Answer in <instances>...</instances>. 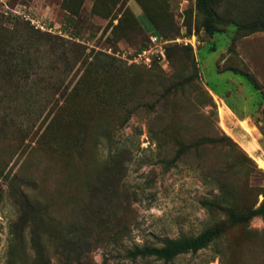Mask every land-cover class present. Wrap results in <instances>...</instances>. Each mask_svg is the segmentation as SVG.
Returning a JSON list of instances; mask_svg holds the SVG:
<instances>
[{"label":"rangeland","instance_id":"1","mask_svg":"<svg viewBox=\"0 0 264 264\" xmlns=\"http://www.w3.org/2000/svg\"><path fill=\"white\" fill-rule=\"evenodd\" d=\"M211 9L0 0V264H264V0Z\"/></svg>","mask_w":264,"mask_h":264},{"label":"trees","instance_id":"2","mask_svg":"<svg viewBox=\"0 0 264 264\" xmlns=\"http://www.w3.org/2000/svg\"><path fill=\"white\" fill-rule=\"evenodd\" d=\"M219 0H198V5L206 15L205 31L208 35L215 33L212 28V23L215 20V15L211 9V5H214ZM250 83L256 87L255 83L248 75H244ZM228 138V137H225ZM185 152L184 149H180L176 154V159ZM216 231L212 229H206L195 237H180L177 239L164 238L161 240L159 246H153L149 244L135 245L132 249L126 251V256L131 260L136 259H149L155 258L165 262H169L174 258L186 254L196 253L197 251L204 249L211 244L216 238Z\"/></svg>","mask_w":264,"mask_h":264},{"label":"built area","instance_id":"3","mask_svg":"<svg viewBox=\"0 0 264 264\" xmlns=\"http://www.w3.org/2000/svg\"><path fill=\"white\" fill-rule=\"evenodd\" d=\"M152 41L153 42H157L158 41V39H157V37H152ZM145 52L146 51H140L139 53H136V55H135V57L134 58H139V57H141L142 55H144L145 54ZM145 57V56H144Z\"/></svg>","mask_w":264,"mask_h":264}]
</instances>
